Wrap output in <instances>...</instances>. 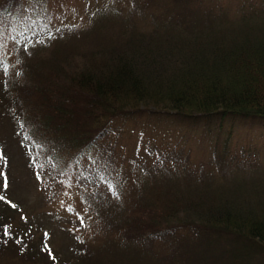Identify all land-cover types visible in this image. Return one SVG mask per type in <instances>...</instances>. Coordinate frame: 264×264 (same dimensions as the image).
I'll return each mask as SVG.
<instances>
[{"label": "trees", "instance_id": "obj_1", "mask_svg": "<svg viewBox=\"0 0 264 264\" xmlns=\"http://www.w3.org/2000/svg\"><path fill=\"white\" fill-rule=\"evenodd\" d=\"M27 3L0 0L1 31L10 29L14 34L22 29L12 18ZM255 15L259 17L243 15L238 24L212 18L206 29L187 27L175 16L164 17L146 31L133 28L118 45L95 50L71 76L62 73V67H32L30 59L39 49L28 61L7 63L12 79H19L20 72L27 76L20 82L29 101L22 120L32 142L46 146L45 154L39 153L41 158L34 150L26 156V172L39 181L41 192L48 196L53 184L64 181L79 195L80 205L88 207L76 179L90 176L111 182L119 194L116 201L102 200L97 209H89L92 236L101 231L104 237L102 250L70 237L77 260L85 264H123V259L130 264L140 260L149 264L151 259L160 264H264V186L253 184L257 179L244 178L253 175L261 162L256 161L257 169H252V162L248 168L238 166L249 170L243 176L234 172L233 177L222 178L214 173L205 178L171 169L169 157L156 170L134 159L128 169L112 149L94 151L109 133L116 134V124L151 117L204 123L208 132L212 123L223 130L228 120L238 121L249 131L242 152H250L253 138L264 132V11ZM5 85L2 94L13 90L9 83ZM232 133L226 132V141ZM235 159L231 151H223L218 166ZM37 161L41 168L33 166ZM5 225L0 219V254L8 245L2 233ZM30 225L26 237L11 236L12 247L24 252L42 241L41 246L54 257L52 235L45 240L41 234L37 241V227ZM183 232L189 234L183 236ZM20 238L22 244H17ZM183 239L198 241L199 248H180L173 254V246L165 256L156 254L162 248L156 249L155 242L179 245ZM145 249L148 254L150 249V256ZM181 249L187 253L179 254Z\"/></svg>", "mask_w": 264, "mask_h": 264}, {"label": "rangeland", "instance_id": "obj_2", "mask_svg": "<svg viewBox=\"0 0 264 264\" xmlns=\"http://www.w3.org/2000/svg\"><path fill=\"white\" fill-rule=\"evenodd\" d=\"M258 10L259 14L264 11V0H191L181 3L175 0H28L27 4H23L22 12H16L12 18L16 27L22 29L14 34L9 33L10 29L6 33L0 30V90L5 88L6 82L13 89L0 93V150L7 160L6 165L0 161V171L5 173L9 182L8 188H3V177H0V195L5 197L0 200L3 207L0 208V219L11 229V235L7 237V248L0 254V264H85L83 259L80 261L75 258L77 253L74 255V244L70 242V237L80 240L79 243L83 246L88 244L92 249H100L104 244V237L101 231L92 236L89 209H97L96 204L102 200L116 201L119 197L111 182L98 181L90 176L76 179V183L82 188L80 196L85 197L86 193L90 204L88 207L80 205L79 195L68 188L64 181L53 184L48 196L41 192L39 181L32 179L26 172V166H29L26 156L34 150L41 158L39 153L45 154L46 146L32 142L26 130L27 125L22 120L29 101L24 98L25 91L20 82L26 81L27 76L20 72L19 79H12L7 63L25 59L28 61L33 52L39 49L36 56L30 59L32 67L39 70L62 67V73L71 76L72 72L88 62L95 50L118 45L124 42L133 28L146 31L157 21L163 22L164 17L175 16L181 18L184 21L182 24L187 27L193 24L197 29H206L210 25L207 21L212 18L216 22L238 24L243 15L258 18L255 15ZM116 125L120 134L117 131L116 134L109 133V137L94 151L103 147L112 149L128 169L132 164L131 159H134L145 167L156 170L169 157L167 166L180 174L183 173L180 169H185L195 177L206 178L216 173L223 178L230 174L233 177L234 172L243 176L249 170H239L238 166L246 165L248 168L254 163V166L251 165L252 169H257L258 161L262 164L259 169L244 178L257 179L252 180L253 184L260 183V187L264 186L260 181L264 180V173L259 175V171H264V132L253 138L250 152H242V148L248 144L249 131L238 121L228 120L223 130L222 127L218 129V124L212 123L209 132L204 123L189 125L174 119L164 121L151 117ZM229 130L233 133L227 142L226 132ZM141 132L144 133L141 135ZM227 150L236 158L235 163L229 164L226 161L219 167L221 155ZM33 166L41 168L38 161ZM147 174L150 172L147 171ZM12 204L19 207L14 208ZM70 212L73 213L69 214ZM30 224L37 227L34 231L37 241L41 234L48 232L44 236L45 240L52 235V252L58 261H51L53 257L46 246H41L42 241L24 252L12 247L11 236L22 233L26 237L25 230ZM188 234L182 233L183 236ZM183 240L185 242H180L179 245L174 242H155L156 249L162 248L155 253L165 256L169 252L168 247L172 249L173 246L176 247L173 254L180 248H199L198 241L187 243L190 241ZM44 243L47 244V241ZM145 253L147 257L150 256V249L149 254L146 249ZM182 253L187 251L181 249L179 254ZM106 255L114 257L109 252ZM123 260V264L131 263ZM140 262L139 264H145ZM149 264L160 262L151 259Z\"/></svg>", "mask_w": 264, "mask_h": 264}, {"label": "snow or ice", "instance_id": "obj_3", "mask_svg": "<svg viewBox=\"0 0 264 264\" xmlns=\"http://www.w3.org/2000/svg\"><path fill=\"white\" fill-rule=\"evenodd\" d=\"M0 161H2L4 165L7 164V160L3 156L2 150H0ZM0 177H3V188H5V189L8 188V186H9L8 178H7V176L5 175V173L3 171H0ZM4 198L5 197L3 195H0V200H4ZM9 203H11V202H9ZM11 206L14 207V208L16 207L15 204H12ZM81 222H83V218H81ZM2 233H3L4 237H9L11 235V233L9 231V227L7 225H5L3 227ZM45 235H47V234H45ZM16 243L17 244H22V238L17 239ZM22 250H23V248H22ZM53 259H54V257H53Z\"/></svg>", "mask_w": 264, "mask_h": 264}]
</instances>
